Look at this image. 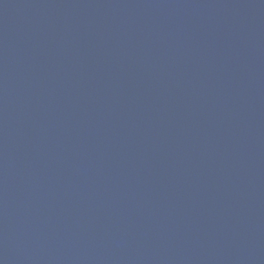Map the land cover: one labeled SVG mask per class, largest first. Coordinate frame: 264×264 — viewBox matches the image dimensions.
I'll return each mask as SVG.
<instances>
[{"label":"water","instance_id":"1","mask_svg":"<svg viewBox=\"0 0 264 264\" xmlns=\"http://www.w3.org/2000/svg\"><path fill=\"white\" fill-rule=\"evenodd\" d=\"M0 264H264V0H0Z\"/></svg>","mask_w":264,"mask_h":264}]
</instances>
